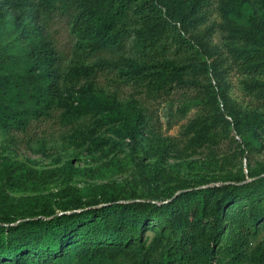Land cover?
<instances>
[{"label":"rangeland","instance_id":"rangeland-1","mask_svg":"<svg viewBox=\"0 0 264 264\" xmlns=\"http://www.w3.org/2000/svg\"><path fill=\"white\" fill-rule=\"evenodd\" d=\"M261 1L243 0L244 14L232 15L226 8L231 0H209L203 17L181 27L193 49L183 51L159 39L152 43L157 53L147 56L141 54L136 31H130L123 53H96L78 63L71 55L77 38L70 20L55 18L40 27L38 39L49 50L46 76L56 89L53 110L25 127L12 121L0 126V215L23 217L44 206L58 211L71 189L81 193L83 203L92 201L95 187L105 183L117 185L125 196L159 199L182 185L249 181L250 172H264V96L246 72L253 62L264 60V45L243 36L249 26L246 16L264 32ZM16 14L9 9L6 19ZM8 24L0 25V41L9 52L22 50ZM102 60L109 63L100 64ZM136 61L144 66L129 84L113 81ZM165 61L170 62L166 75L159 72ZM85 66L94 70L73 81L60 77ZM97 91L116 109H88L84 100ZM7 162L15 167L8 169ZM235 210L230 207V213ZM225 219L215 249L217 258L229 261L232 227L230 218ZM258 225L264 229V218ZM163 234L151 227L140 250L106 249L98 260L140 264L166 246ZM169 235V243L178 236Z\"/></svg>","mask_w":264,"mask_h":264},{"label":"trees","instance_id":"trees-1","mask_svg":"<svg viewBox=\"0 0 264 264\" xmlns=\"http://www.w3.org/2000/svg\"><path fill=\"white\" fill-rule=\"evenodd\" d=\"M208 3L209 0H0V25L3 21L11 23L9 32L22 46V50L9 52L0 41V126L11 125L12 121L17 128L25 127L32 119L39 120L53 110L56 89L46 76L49 50L38 39V32L55 18L70 20V32L77 38L71 55L80 63L96 53H123L130 31H136L141 39L138 45L145 56L157 53L152 43L159 39L177 44L183 51L193 49L181 27L203 17V7ZM241 7L244 8L243 0H231V5L226 6L232 15L236 11L244 14ZM9 9L17 14L6 19ZM28 9L40 21L39 26L30 21ZM246 17L249 26L243 36L264 45L262 28ZM261 19L264 24V0ZM241 57L243 65L246 59ZM100 62L105 65L109 60ZM169 65V61L163 62L159 72L166 75ZM143 66L144 63L132 62L131 68L120 70L113 81L129 84ZM94 67H74L60 77L73 81ZM246 72L248 79L257 84L259 95L264 96V79H258L264 76V60L253 62ZM84 102L90 110L116 109L101 91L91 93ZM6 164L8 169L15 167L14 163ZM249 177V181L230 179L205 187L182 185L159 199L125 196L117 185L105 183L95 187L94 200L83 203L81 193L71 189L58 211L44 206L23 217L0 215V264H102L98 257L106 249L135 246L140 250L143 235L151 227L166 232V243L162 245L166 246L140 264H264V229L258 225L264 218V172H250ZM232 206L236 210L230 213ZM226 216L232 227L229 261L217 258L215 249L228 223ZM172 233L178 236L169 243Z\"/></svg>","mask_w":264,"mask_h":264}]
</instances>
